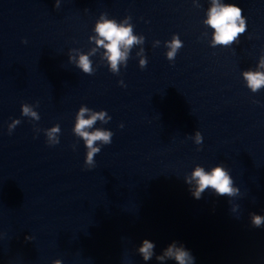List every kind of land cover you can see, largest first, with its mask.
<instances>
[{
  "label": "water",
  "instance_id": "1",
  "mask_svg": "<svg viewBox=\"0 0 264 264\" xmlns=\"http://www.w3.org/2000/svg\"><path fill=\"white\" fill-rule=\"evenodd\" d=\"M227 5L245 30L224 45L207 21ZM106 21L135 38L115 69ZM245 73L264 75V0H0V264H175L156 259L173 243L264 264V84ZM82 108L104 115L81 131L112 133L92 164ZM217 167L231 193L197 198Z\"/></svg>",
  "mask_w": 264,
  "mask_h": 264
},
{
  "label": "clouds",
  "instance_id": "2",
  "mask_svg": "<svg viewBox=\"0 0 264 264\" xmlns=\"http://www.w3.org/2000/svg\"><path fill=\"white\" fill-rule=\"evenodd\" d=\"M241 17V9L234 5L227 6H214L210 12V18L207 23L216 30V35L214 37L215 42L218 44L227 45L232 42L239 33H242L245 30V26L243 23L238 27L237 20ZM97 32L101 37L110 43L106 45L108 52L110 55V61L113 69L116 68L117 61L121 57L120 45L122 43H126L131 45L134 41V37L130 38V28L118 27L112 21H106L104 23L98 24L96 28ZM99 43H102L100 41ZM173 51L169 52L168 56L171 59L174 56L175 49L180 47V43L178 40H173ZM80 66L82 67L84 72H90V63L86 56L80 57ZM245 77L249 81L250 87H252L253 91L264 84V75L260 73H245ZM25 113L28 112V109H24ZM88 110L82 108L77 117L78 123L76 126V131L87 141V147L91 149L88 154V164H92V156L100 152V149L93 148L92 145L95 141L100 140L105 144H110V136L112 133H106L102 131H97L93 134H89L87 132L81 131L87 127H90L97 119H103V113H98L92 115L90 119H83V115ZM35 115V114H33ZM122 128L123 125H120ZM193 178L197 180L198 188L194 195L199 198V193L202 192L205 188L211 186L216 189V191L220 194L231 193L232 189L229 187L230 180L227 178L225 172L220 168H215L211 174H207L201 168H197L193 173ZM253 223L256 226H259L261 223L260 217H254ZM155 244L150 243L148 240H144L142 242V246L139 247L138 252L140 256L143 258V261H148L152 259L154 253L153 249ZM165 258L171 259L175 261V264H189L192 260V257L189 255L187 251L183 248H176L175 243L170 246H167L166 250L163 249L161 254L156 256L157 260L163 261Z\"/></svg>",
  "mask_w": 264,
  "mask_h": 264
}]
</instances>
